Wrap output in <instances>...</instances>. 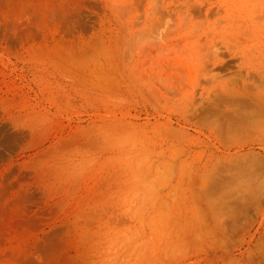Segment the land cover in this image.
<instances>
[{"label": "rangeland", "instance_id": "1", "mask_svg": "<svg viewBox=\"0 0 264 264\" xmlns=\"http://www.w3.org/2000/svg\"><path fill=\"white\" fill-rule=\"evenodd\" d=\"M262 160L264 0H0V264H264Z\"/></svg>", "mask_w": 264, "mask_h": 264}, {"label": "bare ground", "instance_id": "2", "mask_svg": "<svg viewBox=\"0 0 264 264\" xmlns=\"http://www.w3.org/2000/svg\"><path fill=\"white\" fill-rule=\"evenodd\" d=\"M246 123V122H245ZM237 127V126H236ZM239 129V128H238ZM245 130V129H244ZM255 156V155H254ZM254 156H253V158H254ZM250 157H252V155L250 156ZM257 158H260V156L258 157V156H256ZM263 159V158H262ZM255 159H253V161H254ZM256 160H259V159H256ZM260 160H261V158H260ZM259 160V161H260ZM251 161V160H250ZM264 160H262V162H263ZM264 164V163H263ZM235 180V179H234ZM249 183V182H248ZM252 183V182H251Z\"/></svg>", "mask_w": 264, "mask_h": 264}]
</instances>
